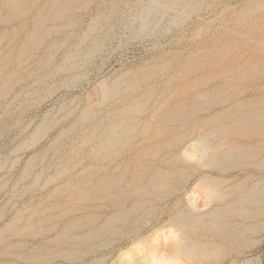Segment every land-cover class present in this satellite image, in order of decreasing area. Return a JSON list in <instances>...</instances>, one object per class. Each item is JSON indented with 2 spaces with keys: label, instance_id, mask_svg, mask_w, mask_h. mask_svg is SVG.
I'll use <instances>...</instances> for the list:
<instances>
[{
  "label": "bare ground",
  "instance_id": "6f19581e",
  "mask_svg": "<svg viewBox=\"0 0 264 264\" xmlns=\"http://www.w3.org/2000/svg\"><path fill=\"white\" fill-rule=\"evenodd\" d=\"M123 21L183 35L82 89ZM13 127L34 150L0 264H264V0H0V139Z\"/></svg>",
  "mask_w": 264,
  "mask_h": 264
},
{
  "label": "rangeland",
  "instance_id": "374dc122",
  "mask_svg": "<svg viewBox=\"0 0 264 264\" xmlns=\"http://www.w3.org/2000/svg\"><path fill=\"white\" fill-rule=\"evenodd\" d=\"M118 24L121 26L119 27ZM114 32L115 33L113 34L111 40L107 43L105 50L99 53L98 57L96 58V62L98 61L96 64L97 66H100L99 69L93 68L87 72L89 80H84V86L81 87L82 89H93L96 86L97 81L100 79H112L118 72L133 69L135 67L137 68L143 65L145 61L154 59V57H156L160 52L166 50V52L170 51L173 47V45H171L172 40H175L180 36V38H182L183 35V32L178 30H169L167 33L166 31L164 32L160 27H153L152 30L144 37H135L134 35L130 34V26L127 27V24L125 26L124 21L122 24H116ZM175 36L178 37L174 39ZM184 39H186V37H184ZM78 92L79 91H75L71 94L67 92H59L53 97H47V95L44 94L46 99L44 100L43 106L40 108V110L32 109L28 114L25 115V124L29 125L28 129H33L42 119L45 112L50 111V109L56 110L59 104H61L64 100L68 101L72 97L71 95ZM60 115L61 114L59 113H55L53 116L55 118L59 117ZM21 132L22 131H20V128L13 127V130L9 134H5L0 139V153L3 152L8 154L6 156L7 159H5V162L0 164V206H3L7 202H9L11 205H14V201L17 199H15V197L12 195V190L10 189H12V184L15 180L20 165L28 158V156H30L31 152L34 150L33 147L26 148L25 150L17 148L19 144L18 142H20L22 137H24ZM260 253L264 254V247Z\"/></svg>",
  "mask_w": 264,
  "mask_h": 264
}]
</instances>
